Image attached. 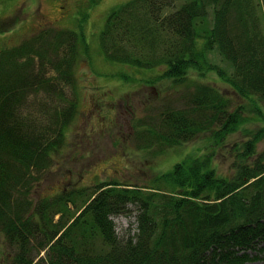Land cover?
<instances>
[{"label":"trees","instance_id":"obj_1","mask_svg":"<svg viewBox=\"0 0 264 264\" xmlns=\"http://www.w3.org/2000/svg\"><path fill=\"white\" fill-rule=\"evenodd\" d=\"M176 1L128 0L111 8L98 35L110 63L160 69L158 79L175 84L212 74L231 92L194 82L155 122L136 121L146 126L136 134L145 147L173 148L202 133L212 142L154 177L150 188L114 180L97 193L68 187L35 201L77 113L75 66L91 48L82 25L77 32L46 24L0 48V234L10 248L0 264L257 261L264 248V0ZM101 72L125 74L107 65ZM245 123L255 127L231 144L233 161L219 172L215 148ZM114 214L132 217L124 234Z\"/></svg>","mask_w":264,"mask_h":264},{"label":"rangeland","instance_id":"obj_2","mask_svg":"<svg viewBox=\"0 0 264 264\" xmlns=\"http://www.w3.org/2000/svg\"><path fill=\"white\" fill-rule=\"evenodd\" d=\"M90 1L93 2V0H0V48L4 47L5 44V46L13 45L22 36H26L36 29L38 19L37 13L35 14L36 11L43 12L45 17V20H41L38 24L51 25L59 29L70 28V30L77 32H79L82 25L85 39L91 48V51L88 52V60L80 59L75 66L80 95L78 112L66 130L65 145L54 156L48 172H45L42 184L34 193L33 198L37 202L41 198H53L59 194V191H64L68 184L76 178V174H82L84 180L78 185L79 193H85L86 191L88 194L94 193L99 184L114 180L121 181L119 183L150 188L153 178L162 172L169 171L174 163L190 155L209 151V148H211L212 142L209 140L207 133L199 134L195 139L173 148L160 149L156 144L151 147L142 146L136 134L146 126L141 127L136 124V121L155 122L159 111L169 107L175 108L180 95L191 89L194 82L207 80L217 84L219 80L212 74H207L203 78L196 77L193 73L182 84H175L170 80L158 79L157 75L160 69L155 72L151 69L127 67L126 65L106 61L99 50V31L111 8L117 7L128 0H97L92 5L88 18L83 22L82 16L86 12L85 8L91 3ZM182 2L183 0L176 1L177 4ZM212 59L220 66L225 67L226 63L220 60L217 55L213 56ZM106 65L123 70L125 74L108 75L107 72H101L106 71ZM96 68L99 71H96ZM152 77H154L153 84L146 82L148 79L150 81ZM92 82L103 85L100 87L103 90L102 92L110 88V85L122 84L120 87L122 89L116 92L130 93L129 95L126 93L118 100L119 105L124 104V107H120V112H118L120 115L117 118V128L112 130L111 134L104 136L101 142L94 136L91 138V135L94 134L92 131L88 133L89 135H82L83 130L78 131L85 117H90L87 109L88 103L85 99L86 94H88L85 86ZM217 86L227 95L231 94L225 85L217 84ZM136 88L138 91L134 92ZM116 92L113 91L109 95L103 94L101 97L105 102L106 97H112L113 100L120 96ZM68 93V97L71 98L70 92ZM102 106L106 109L114 108L110 103H104ZM128 106L129 109L127 110ZM113 125L114 123L107 121L106 129H110ZM253 127H255L253 124L245 123L239 132L228 136L222 146L219 145L215 148L213 160L214 164L219 166V172H226L233 161L231 144L246 138L245 130H250ZM122 130H128L127 134H129L127 144L123 143L125 145L113 142V135L120 136L119 132ZM82 138L85 143L82 145L83 148H78L77 142ZM92 140H95V142H92ZM90 144H97V146L94 148ZM204 145L207 146L206 149H204ZM263 148L264 140L258 145V150ZM74 156L79 157V159H74ZM56 161H59V163ZM70 190L69 187L68 191ZM110 218L114 222L118 234H124V229L133 220L131 216L120 214H114ZM57 219H59V215L53 217L54 221ZM262 246H264V243ZM9 249L0 234V263L3 261L4 256L9 253ZM256 257L257 261L248 264H264V248L260 250Z\"/></svg>","mask_w":264,"mask_h":264},{"label":"flooded vegetation","instance_id":"obj_3","mask_svg":"<svg viewBox=\"0 0 264 264\" xmlns=\"http://www.w3.org/2000/svg\"><path fill=\"white\" fill-rule=\"evenodd\" d=\"M37 16L40 19H45L44 15H42L41 12H38ZM85 88H86V90L88 92V94L85 93L86 94L85 99L87 100V103H88L87 109H88V112L90 114V117L89 116L85 117V120H84L83 124L78 128V131L79 130H83L82 135H85V134L89 135L88 133L90 131H92V133H94V134L91 135V138L94 136V137H96V139L99 142H101L102 139L104 138V136L108 135L112 130L117 128V118L120 115L118 112H120V107H122V106L124 107V104H122V105L120 104L119 105L118 100L121 99V97L123 95H125L126 93L125 94L120 93V96L118 95L119 97H117L116 99H113V100H112V97L111 98H107L106 97V102H105V101H103V98L101 97V95H103V94H108L109 95L114 90H112V92H110L111 90H108L109 93L96 90V91H94L93 94H91L90 91L93 89L92 83H90L89 85L85 86ZM129 94L130 93H128V95ZM99 97H101L102 100L99 99ZM99 100H101V101H99ZM122 101L124 102L123 98H122ZM94 103L97 104L95 107H93ZM104 103H106V104L110 103L111 105L114 106V108L113 109H109V108L106 109V108H104L102 106V104H104ZM128 109H129V106H128L127 110ZM107 121H110V122L114 123V125L110 129H106ZM130 129L132 131V126L131 125H130ZM128 130H125V131L122 130L121 132H119L121 134V138L126 143L128 142V137H129V134H127ZM92 142H95V140H92ZM83 143H85V140L82 138V139H80L77 142V147L78 148H83V146H82ZM90 145H92L94 148L97 146V144H90ZM74 159L78 160L79 157H74ZM70 173L72 175L71 171H70ZM86 180H88V179L86 178ZM82 181H84L83 180V175L82 174H78V175L76 174V178L74 180H72L70 182V184H68V186L71 185L74 188H78L79 187L78 185Z\"/></svg>","mask_w":264,"mask_h":264},{"label":"bare ground","instance_id":"obj_4","mask_svg":"<svg viewBox=\"0 0 264 264\" xmlns=\"http://www.w3.org/2000/svg\"><path fill=\"white\" fill-rule=\"evenodd\" d=\"M92 85H93V89L90 91V93L91 94H93L94 93V91H103L102 89H100V87L101 86H103V85H100V84H98L97 82H92ZM109 89V88H108ZM107 89V90H108ZM105 92H106V90H105ZM99 99H101L102 100V98L101 97H99ZM97 104L96 103H94L93 104V107H95ZM74 157H77V156H74ZM57 163H59V161H56Z\"/></svg>","mask_w":264,"mask_h":264}]
</instances>
